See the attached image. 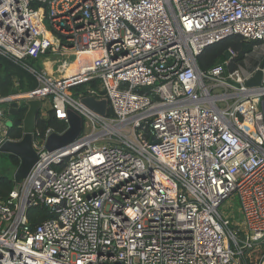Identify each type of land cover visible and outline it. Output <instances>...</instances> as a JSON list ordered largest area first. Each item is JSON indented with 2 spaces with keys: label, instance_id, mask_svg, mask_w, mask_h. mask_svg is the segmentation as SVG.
<instances>
[{
  "label": "built area",
  "instance_id": "built-area-1",
  "mask_svg": "<svg viewBox=\"0 0 264 264\" xmlns=\"http://www.w3.org/2000/svg\"><path fill=\"white\" fill-rule=\"evenodd\" d=\"M36 3L63 43L42 34ZM235 35L255 45L234 70L232 50L198 69L205 47ZM59 50L73 55L68 65L95 56L67 75L65 64L53 70ZM257 52L264 62V0H0V56L36 82L0 96V121L30 100H47L60 122L67 107L83 119L81 135L52 152L55 131L35 129L38 160L0 200V264H241L264 247V69L248 87L259 66L242 67ZM39 60L40 71L30 65ZM86 96L111 115L86 108ZM233 199L240 236L219 211ZM37 207L51 218L31 226Z\"/></svg>",
  "mask_w": 264,
  "mask_h": 264
},
{
  "label": "trees",
  "instance_id": "trees-1",
  "mask_svg": "<svg viewBox=\"0 0 264 264\" xmlns=\"http://www.w3.org/2000/svg\"><path fill=\"white\" fill-rule=\"evenodd\" d=\"M35 18L38 27L42 34L51 40L52 43L59 40L63 43L64 36L56 31L51 21L44 10V7L40 3L35 4ZM255 43L252 41H246L241 36L235 35L224 38L214 44L205 47L201 54L197 57L196 63L200 71L206 72L214 66L222 63L226 58L225 54L228 50H232L236 54L235 64L231 65L228 69L234 70L237 64H240L245 57L250 54L253 50ZM32 63V62H30ZM65 74L69 75V72ZM98 82L91 81L85 84H81L73 88L75 95L83 94L86 95L88 90L96 88ZM36 82L34 77L24 68L22 64L13 62L12 60L0 56V96L8 97L21 92H26L34 89ZM26 112L25 106L20 107L17 113V118L21 122ZM109 116L111 110L108 109ZM66 125L63 122L58 121L54 118L52 112H48V117L43 119L40 115L37 116L35 122V129L41 132H45L47 129H51L55 132L64 131ZM22 136L20 128H13L8 132L7 137L12 140H18ZM10 166L16 168L18 166V159L13 156L7 157ZM14 187L13 178L9 175L0 176V200H5L8 194ZM27 217L31 226H36L46 219H50L51 216L47 214L44 208L37 207L32 208L28 211ZM262 251L259 249L255 253Z\"/></svg>",
  "mask_w": 264,
  "mask_h": 264
},
{
  "label": "water",
  "instance_id": "water-1",
  "mask_svg": "<svg viewBox=\"0 0 264 264\" xmlns=\"http://www.w3.org/2000/svg\"><path fill=\"white\" fill-rule=\"evenodd\" d=\"M225 58H228V54H225ZM44 69L50 74L48 65L44 64ZM264 62L261 63L256 70L253 78L249 80L246 85L248 87H259L263 79ZM81 104L91 111L105 116L108 113V104L105 99L96 100L93 96H86L81 98ZM41 102L39 100L27 101L24 106L26 112L22 121L20 122L17 118V113L20 107L16 102L9 104L8 115L12 116L13 119L8 128H6L5 135L7 137L8 132L13 128H20L22 136L18 140L6 139L0 145V154H6L13 156L18 159V166L16 167L12 178L14 187L19 189L23 179H25L30 173L31 169L38 160L37 153L33 148V134L35 131V122L37 116L40 115ZM261 111L264 115V99L260 103ZM66 128L62 133L52 132L45 140L44 149L48 152L55 151L62 148L63 146L75 141L82 133L83 130V119L75 112L71 107H67L66 110ZM158 141L153 140V144Z\"/></svg>",
  "mask_w": 264,
  "mask_h": 264
},
{
  "label": "rangeland",
  "instance_id": "rangeland-1",
  "mask_svg": "<svg viewBox=\"0 0 264 264\" xmlns=\"http://www.w3.org/2000/svg\"><path fill=\"white\" fill-rule=\"evenodd\" d=\"M59 53L64 54V57L58 56L59 60L61 62H63V61L64 62L62 64L57 63L56 65H52V66H54L53 70H55L57 68L59 69V67L62 69L61 65H63V64L66 65L65 67L70 66V65H68L69 61L72 62L74 60V57H72L73 55L69 51L59 50ZM262 59L263 58H262L261 52L254 53L251 55V58L246 60V65L242 66V67L245 70H247L249 67H252V66L254 68H256L263 62ZM65 61H66V63H65ZM30 65L39 71L42 69V64H41L40 60L36 61V62H32V63H30ZM65 67L63 69H65ZM71 94L73 95V91L71 92ZM49 110H50V106H49L48 101L46 100V101L42 102L41 110H40V113L42 114V116L47 114L49 112ZM12 119H13L12 116L7 115L3 121H0V124L3 125L4 127L8 128L9 125L11 124ZM7 157H8V155H6V154H0V176L1 175H9L12 177L16 168H13L12 166H10ZM233 201H235V199H233ZM219 211L223 216H226L227 218L230 219V229L235 234L240 236L242 234L243 226H242L241 218L239 216L237 202L236 201L233 202L232 206L227 205V203H226L224 206H222L219 209ZM230 215H232L231 218H230ZM257 250H259V249H257ZM260 250L262 251V253L260 255H259V253H260L259 251L257 253L252 252V251L248 252L245 256V259H242L240 263L241 264H251V263L257 262V260L264 254V247H262Z\"/></svg>",
  "mask_w": 264,
  "mask_h": 264
},
{
  "label": "bare ground",
  "instance_id": "bare-ground-1",
  "mask_svg": "<svg viewBox=\"0 0 264 264\" xmlns=\"http://www.w3.org/2000/svg\"><path fill=\"white\" fill-rule=\"evenodd\" d=\"M57 42H54V44H56ZM95 56V54H87L84 55L83 53H79L78 54V59L73 62L72 64H70V66L66 67V72H69V74H71L72 72H75L80 66L83 65L84 62H87L89 64V62H91L92 58Z\"/></svg>",
  "mask_w": 264,
  "mask_h": 264
},
{
  "label": "crops",
  "instance_id": "crops-1",
  "mask_svg": "<svg viewBox=\"0 0 264 264\" xmlns=\"http://www.w3.org/2000/svg\"><path fill=\"white\" fill-rule=\"evenodd\" d=\"M45 63L48 65L49 71L51 72L52 69H51L50 64H48L47 62H45ZM253 68H254L253 66H252V67H249L248 70H251V69H253Z\"/></svg>",
  "mask_w": 264,
  "mask_h": 264
}]
</instances>
